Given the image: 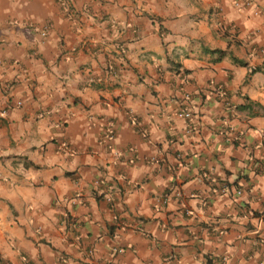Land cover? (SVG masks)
<instances>
[{
	"label": "crops",
	"instance_id": "0c3cea01",
	"mask_svg": "<svg viewBox=\"0 0 264 264\" xmlns=\"http://www.w3.org/2000/svg\"><path fill=\"white\" fill-rule=\"evenodd\" d=\"M0 264H264V0H0Z\"/></svg>",
	"mask_w": 264,
	"mask_h": 264
},
{
	"label": "built area",
	"instance_id": "2783aa9c",
	"mask_svg": "<svg viewBox=\"0 0 264 264\" xmlns=\"http://www.w3.org/2000/svg\"><path fill=\"white\" fill-rule=\"evenodd\" d=\"M250 3H251V0H234V5L238 6V7H241L242 5H249ZM46 32H47L46 28H41L39 30V35L41 37H44V36H46ZM17 104H20V102L18 101ZM177 115L184 117V118H190L191 112L187 108H184L183 110L178 111ZM134 122H135V120H134ZM103 131H104L103 137L105 139H108V138L110 139L114 136V129H113V127H111L110 124L106 128H104Z\"/></svg>",
	"mask_w": 264,
	"mask_h": 264
}]
</instances>
